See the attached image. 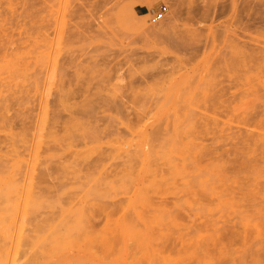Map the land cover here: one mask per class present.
I'll return each mask as SVG.
<instances>
[{
	"label": "rangeland",
	"instance_id": "1",
	"mask_svg": "<svg viewBox=\"0 0 264 264\" xmlns=\"http://www.w3.org/2000/svg\"><path fill=\"white\" fill-rule=\"evenodd\" d=\"M0 193V264H264V0H0Z\"/></svg>",
	"mask_w": 264,
	"mask_h": 264
},
{
	"label": "built area",
	"instance_id": "2",
	"mask_svg": "<svg viewBox=\"0 0 264 264\" xmlns=\"http://www.w3.org/2000/svg\"><path fill=\"white\" fill-rule=\"evenodd\" d=\"M169 12V8L166 5H162L157 12L152 15L151 22L158 23L162 21Z\"/></svg>",
	"mask_w": 264,
	"mask_h": 264
},
{
	"label": "bare ground",
	"instance_id": "3",
	"mask_svg": "<svg viewBox=\"0 0 264 264\" xmlns=\"http://www.w3.org/2000/svg\"><path fill=\"white\" fill-rule=\"evenodd\" d=\"M156 29V31L158 32V33H162V32H164V30L162 29V27H160V28H155ZM166 124H167V122H166ZM168 125H169V123H168ZM159 126H161V124H159ZM165 127H167V126H165ZM163 130H165V129H163ZM166 130H167V128H166ZM163 132V131H162ZM166 133H168V132H166ZM261 138V137H260ZM138 150V149H137ZM34 170V169H33ZM33 172V171H32ZM14 173V172H13ZM12 173V174H13ZM254 173V172H253ZM254 175V174H253ZM9 179H11V178H9ZM8 179V180H9ZM28 179V178H27ZM11 180H13V178L11 179ZM10 180V181H11ZM229 181V180H228ZM254 182V181H253ZM233 183V182H232ZM235 185V184H234ZM253 185V184H252ZM254 185H255V182H254ZM253 185V186H254ZM229 190V189H228ZM2 191V190H1ZM231 193H233V192H231ZM1 194V193H0ZM232 195V194H231ZM262 199H264L263 198V196H262ZM256 202V201H255ZM261 212V211H260ZM258 231H260V230H258ZM257 235V234H256ZM258 235H259V233H258ZM215 239V238H214ZM214 241V240H213ZM181 247H185L186 245H191L192 247H194V248H198L197 247V244L198 243H190V242H187V241H185L184 239H182L181 241ZM214 242H216V241H214ZM199 246V245H198ZM241 247V246H240ZM243 247V249H244V246H242ZM232 250H234V249H232ZM193 252V251H192Z\"/></svg>",
	"mask_w": 264,
	"mask_h": 264
}]
</instances>
